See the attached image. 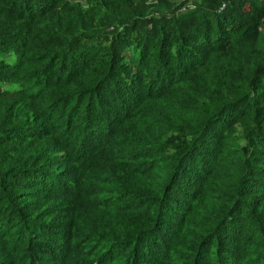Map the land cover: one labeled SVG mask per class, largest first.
I'll return each mask as SVG.
<instances>
[{
  "label": "trees",
  "instance_id": "1",
  "mask_svg": "<svg viewBox=\"0 0 264 264\" xmlns=\"http://www.w3.org/2000/svg\"><path fill=\"white\" fill-rule=\"evenodd\" d=\"M83 3L0 0L6 235L53 242L15 191L53 177L59 153L96 259L241 264L252 243L264 264V0H156L150 15L141 0ZM33 241L0 262L49 264Z\"/></svg>",
  "mask_w": 264,
  "mask_h": 264
},
{
  "label": "rangeland",
  "instance_id": "2",
  "mask_svg": "<svg viewBox=\"0 0 264 264\" xmlns=\"http://www.w3.org/2000/svg\"><path fill=\"white\" fill-rule=\"evenodd\" d=\"M70 1H77L84 6V0ZM141 1L144 3V14L150 15L155 13L153 6L156 4V0ZM181 1L183 0H171V2L177 5L173 9H182L183 4H180ZM185 4V6H187L188 3ZM103 28L104 25H99L95 27L92 33L100 34L103 32ZM56 155L57 157L53 156L55 157L53 161L54 165L51 167V169H49L57 170H54L55 175H53V177H49V174L47 175L45 173L44 175L41 174V176L40 173H38L36 176L27 178L26 180H29L25 182V186L22 187V185H18L16 187L17 190L15 191L16 195H20V192H23L22 190H25V192H28V194L33 195V197H31L32 200L29 201L31 202V205L43 208L42 213L43 215H45V218H42L41 221H43L42 223H45L44 231L47 233L48 237L53 238V242H51L49 239L45 241L46 238H40L41 235H39L38 237L34 236L35 239H41L43 244L44 242L50 243L49 247H46V250L45 247H43L37 249V251L39 253L46 254V256L49 258V264H124V259L122 257L124 251H119L118 254L115 255H108L107 258L101 257L96 259V257L99 256L98 252L101 251V248H99L100 246L95 247L94 242L84 241L85 238L83 237V235H81L80 230L77 229L80 227L79 222H83L84 217H78L76 220L75 215H71L69 211L70 205L78 202V199L82 197L81 192H77L79 188L77 184L79 181L78 177L75 174L76 170L73 172L72 169H69L70 173L64 170V172L62 173V171H60L59 169L68 167V165L66 164L67 162L62 161V159L59 157V153H57ZM70 162H72L71 158L68 160V163ZM56 174H59V176H56ZM73 180L75 181V184ZM74 185L75 188H73ZM2 211L3 208H1L0 206V241H2L0 242V255L2 254L1 256L4 257L7 255V252H19L20 249L22 251L24 249L26 250L28 248L35 247V243L37 242L33 241L34 238H29V240H26L28 239L26 238V233L21 236V241V237L18 236L17 232H15V234L10 238L8 234L6 235L5 232L8 230V228L6 227V220H3L4 217L1 216ZM14 222L12 221L11 223ZM74 222L77 223V226L74 225ZM11 223L7 224V226L13 225ZM17 224H20V222H18ZM13 231H16V229L13 228L11 233H13ZM3 236L7 237V240H3ZM14 238L15 241L13 243L12 240ZM17 248L19 251L16 250ZM58 248L60 249V251ZM241 250L243 256V262L241 261V264L262 263L259 257L260 251H258V248L254 244L248 243L246 246L242 244ZM50 251H53V253H49ZM54 252L56 253V255H54ZM181 257L182 256L180 255H176L174 251H170L169 254L166 255L165 258H163V261L160 262V264H182ZM1 263L2 262H0V264ZM4 263L5 262L3 261L2 264Z\"/></svg>",
  "mask_w": 264,
  "mask_h": 264
}]
</instances>
